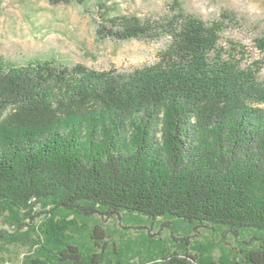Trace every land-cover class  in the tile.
Returning a JSON list of instances; mask_svg holds the SVG:
<instances>
[{"label": "trees", "instance_id": "obj_1", "mask_svg": "<svg viewBox=\"0 0 264 264\" xmlns=\"http://www.w3.org/2000/svg\"><path fill=\"white\" fill-rule=\"evenodd\" d=\"M93 5L100 36L167 45L155 63L127 72L0 56V212L43 204L48 213L146 217L135 220L192 236L248 235L259 247L241 250L234 264H264L260 61L247 64L243 45L223 41L224 21H206L178 0L148 19L111 14L106 0ZM254 44L264 55V34ZM95 234L100 251L89 259L68 242L56 259L31 264H102L105 232L96 226ZM178 240V250L143 264H217L190 247L189 235Z\"/></svg>", "mask_w": 264, "mask_h": 264}, {"label": "rangeland", "instance_id": "obj_2", "mask_svg": "<svg viewBox=\"0 0 264 264\" xmlns=\"http://www.w3.org/2000/svg\"><path fill=\"white\" fill-rule=\"evenodd\" d=\"M91 0L87 7L78 3L52 4L48 0H0V56L15 64L51 60L60 64L82 63L97 70L127 72L155 63L167 45L156 40H118L102 37L97 28L103 23ZM111 14L156 18L170 12L174 0H106ZM184 9L206 21L225 23L223 41L244 46L247 64L259 60V77L264 80V55L254 39L264 34V0H178ZM50 205L10 208L0 212V264H31L33 259H56L68 242L77 244L87 259L96 248V226L103 228L107 241L102 264H143L160 258L165 248L178 250V239L189 235L190 247L201 250L204 258L225 264L242 262L241 250L259 247L250 236L238 238L203 229L197 236L173 231L162 222L150 224L146 217L103 219L85 217L74 211L48 213ZM33 210L34 219L28 215ZM47 213H43V212ZM146 225L151 229L137 228ZM34 226V227H33ZM250 242V243H249Z\"/></svg>", "mask_w": 264, "mask_h": 264}]
</instances>
